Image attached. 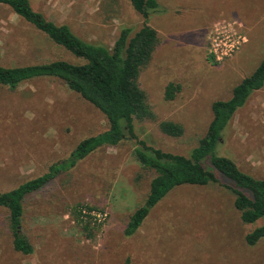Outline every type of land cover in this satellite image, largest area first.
Masks as SVG:
<instances>
[{
    "label": "rangeland",
    "instance_id": "rangeland-1",
    "mask_svg": "<svg viewBox=\"0 0 264 264\" xmlns=\"http://www.w3.org/2000/svg\"><path fill=\"white\" fill-rule=\"evenodd\" d=\"M156 1L147 24L158 43L137 77L154 119L133 120V131L152 147L187 156L211 118V102L228 98L264 58V0ZM29 2L81 39L108 47L121 27L132 33L142 21L129 0ZM218 21L239 23L247 37L223 62L210 61L205 51L206 33ZM55 59L82 62L0 3V65ZM168 82L179 89L166 100ZM160 120L180 123L181 135L161 132ZM105 127L102 113L57 78H33L13 89L0 85V191L42 174L79 140ZM134 146L130 138L100 146L26 197L21 231L31 254L12 249L7 210L0 207V264H264V236L254 245L244 242L264 217L241 222L221 177L219 183L174 187L124 236L127 217L142 203L153 176L137 163ZM214 153L264 177V84L234 111ZM77 204L102 213L100 220L76 223L70 211Z\"/></svg>",
    "mask_w": 264,
    "mask_h": 264
},
{
    "label": "trees",
    "instance_id": "trees-1",
    "mask_svg": "<svg viewBox=\"0 0 264 264\" xmlns=\"http://www.w3.org/2000/svg\"><path fill=\"white\" fill-rule=\"evenodd\" d=\"M142 21L131 33L129 27H121L111 46L87 42L74 34L68 25L57 24L34 10L29 0H0L10 10L42 32L53 43L62 46L82 62L71 63L62 59L14 66L0 65V85L10 89L38 77H54L71 91L93 105L105 118L106 127L79 140L66 157L50 163L42 174L26 179L16 186L0 191V207L7 210V227L11 234V247L21 254H31L33 247L21 231L23 203L32 192L42 188L56 175L70 169L90 152L100 146H116L124 138L134 139L133 155L143 170H151L153 176L141 204L128 215L122 229L124 236L133 234L149 209L176 186L220 184L233 194V207L243 223H251L264 217V177L255 178L238 168L233 160L216 155L214 148L221 131L234 111L248 95L264 84V58L253 70L242 77L231 89L226 99H216L210 104L211 118L203 135L187 156L163 151L138 139L133 131V120H153L145 92L138 86L137 77L158 43L156 30L147 24L151 11L157 8L156 0H129ZM210 61L212 59L208 57ZM179 85L168 82L163 98L172 99ZM158 129L177 137L182 126L171 120H160ZM220 175V176H219ZM89 206L73 205L70 215L76 223L87 220L81 210ZM88 221V220H87ZM89 232L87 224L81 227ZM264 236V223L253 227L244 235L247 245H254Z\"/></svg>",
    "mask_w": 264,
    "mask_h": 264
},
{
    "label": "built area",
    "instance_id": "built-area-1",
    "mask_svg": "<svg viewBox=\"0 0 264 264\" xmlns=\"http://www.w3.org/2000/svg\"><path fill=\"white\" fill-rule=\"evenodd\" d=\"M205 40L206 54L215 62H223L247 41V37L239 23L235 21H218L208 29ZM81 212L83 218L88 216L96 221L100 220L102 216V213L92 210L82 209Z\"/></svg>",
    "mask_w": 264,
    "mask_h": 264
}]
</instances>
